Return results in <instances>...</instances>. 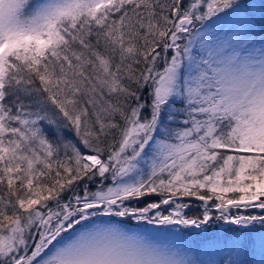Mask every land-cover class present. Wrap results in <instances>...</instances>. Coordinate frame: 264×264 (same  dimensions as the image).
Wrapping results in <instances>:
<instances>
[{
  "label": "snow or ice",
  "instance_id": "6c2138e0",
  "mask_svg": "<svg viewBox=\"0 0 264 264\" xmlns=\"http://www.w3.org/2000/svg\"><path fill=\"white\" fill-rule=\"evenodd\" d=\"M0 264H264V0H0Z\"/></svg>",
  "mask_w": 264,
  "mask_h": 264
},
{
  "label": "rangeland",
  "instance_id": "374dc122",
  "mask_svg": "<svg viewBox=\"0 0 264 264\" xmlns=\"http://www.w3.org/2000/svg\"><path fill=\"white\" fill-rule=\"evenodd\" d=\"M126 227H127L130 231H132V232H139V231H141L139 228H137L135 222L126 225Z\"/></svg>",
  "mask_w": 264,
  "mask_h": 264
}]
</instances>
